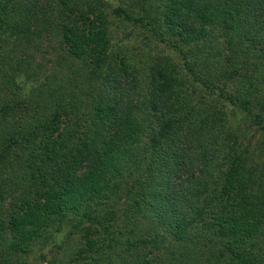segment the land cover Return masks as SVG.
Masks as SVG:
<instances>
[{
    "label": "trees",
    "instance_id": "1",
    "mask_svg": "<svg viewBox=\"0 0 264 264\" xmlns=\"http://www.w3.org/2000/svg\"><path fill=\"white\" fill-rule=\"evenodd\" d=\"M123 27L180 58L149 105L112 89L143 41ZM201 96L264 123V0H0L2 213L25 253L67 227L71 264H264V151L209 127Z\"/></svg>",
    "mask_w": 264,
    "mask_h": 264
},
{
    "label": "rangeland",
    "instance_id": "2",
    "mask_svg": "<svg viewBox=\"0 0 264 264\" xmlns=\"http://www.w3.org/2000/svg\"><path fill=\"white\" fill-rule=\"evenodd\" d=\"M123 28L126 34H138L144 42L132 39L122 46V57H120L122 62L119 72L115 74L116 80L112 83V89L118 93L117 97L120 103L127 101L132 102L133 105L136 103L149 105L155 99L154 89H161L163 93H169L164 83L168 77L170 79L175 77L174 74L181 67L180 58L172 49L164 47V45L147 43L148 41L142 38L144 36L140 29ZM148 52L153 59L148 57ZM158 59L170 63V70L163 71L162 77H159L158 71L153 69L154 61ZM203 100L208 102L204 103ZM214 103H217L215 106L217 109L212 111L211 108ZM231 108L228 107V103L214 99L213 96H201L198 101V110L202 113L204 122L208 123L209 127L224 123V135L228 136V133L232 132L233 135L230 138L238 151L242 153L250 150L264 151V123L256 125L247 115L242 114L235 107ZM186 137L184 136V138ZM184 154L183 158L187 159V144L184 145ZM261 156L264 157V152ZM6 168L9 170L10 166L6 165L0 173L5 177L3 181H0V217H2L0 219L2 220L0 221V235L3 236V239L9 237V242L0 245V264H71L65 262L64 256L56 254V249L60 245L57 236L63 234L67 227L63 229L61 234L51 236V239L44 238V242L39 244L40 246L32 248L29 253H25L24 232H20L15 237L10 234V229H13L12 225L5 223L7 220L4 221L5 214L2 211L6 205L13 201L16 194L13 192L12 182L8 177L9 171ZM20 186L23 185L20 184ZM24 222L21 225L18 224L21 230L24 227Z\"/></svg>",
    "mask_w": 264,
    "mask_h": 264
}]
</instances>
